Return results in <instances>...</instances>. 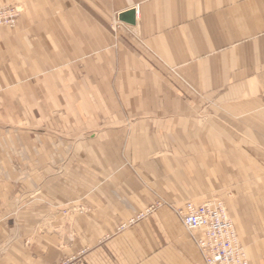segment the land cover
I'll return each mask as SVG.
<instances>
[{"label":"crops","instance_id":"0c3cea01","mask_svg":"<svg viewBox=\"0 0 264 264\" xmlns=\"http://www.w3.org/2000/svg\"><path fill=\"white\" fill-rule=\"evenodd\" d=\"M14 5L0 264H202L175 210L216 196L264 264V0H0Z\"/></svg>","mask_w":264,"mask_h":264},{"label":"built area","instance_id":"2783aa9c","mask_svg":"<svg viewBox=\"0 0 264 264\" xmlns=\"http://www.w3.org/2000/svg\"><path fill=\"white\" fill-rule=\"evenodd\" d=\"M0 22H14L13 12L7 9L1 11ZM204 205L198 206V209H193L191 205L190 209L187 207L186 212L180 214L183 222L186 221L191 229L205 230V236L200 235L197 239L204 264H246L242 260L243 256L239 257L237 254L235 230L231 220L225 215L222 204L216 202L214 206ZM205 210L210 214L208 217L204 215Z\"/></svg>","mask_w":264,"mask_h":264},{"label":"bare ground","instance_id":"6f19581e","mask_svg":"<svg viewBox=\"0 0 264 264\" xmlns=\"http://www.w3.org/2000/svg\"><path fill=\"white\" fill-rule=\"evenodd\" d=\"M4 9L11 10V11L13 12V15H14V22H12V23H3V22H0V25H7V26H10V27H14V26L17 24V19H18L19 15L21 14V9H20L19 7L11 6V7H8V8L0 9V12L3 11ZM216 202H217V203L220 202V203L222 204V206H223V208H224V211H225V215L228 217V219L231 220V222H232V224H233V227H234V230H235V234H236V242H237V249H238V253H237V254H238V256H239V257L243 256V257H242V260L246 261V264H251V261H250V258H249V256H248V253H247V251H246L244 245L242 244V242H241V240H240V238H239L238 230H237L236 224H235L234 221L231 219V217H230V215H229V213H228V211H227V208H226V206H225V204L223 203L222 200H219V199H211V200H208V201H205V202H202V203H196V202H194V201H189V202L185 203L184 205L179 206L178 208H176L175 212H176V214L180 217L182 223L184 224V226H185L189 231H198V232H199V235L195 238V240H196V244H197V246H198L197 239H198V237H200V235H201V236H205V230L202 229V228L191 229L190 227L187 226L188 224L186 223V221L183 222V220H182L180 214H181L182 212H186L187 207H189V209H190V208H191V205H192V208H193V209H198V206H202V205H204V204H205L204 206H214V203H216ZM206 203H207V204H206ZM142 215H143V214H142ZM142 215H141V216H142ZM204 215H205V217H208L210 214L205 210ZM134 220H135V219H131V221H134ZM198 248H199V246H198ZM199 250H200V248H199ZM200 252H201V250H200ZM201 255H202V252H201ZM202 257H203V255H202ZM238 259H239V258H238ZM72 264H75V263H72ZM80 264H81V263H80ZM202 264H204V258H203V263H202ZM235 264H241V263H240V262H236Z\"/></svg>","mask_w":264,"mask_h":264},{"label":"rangeland","instance_id":"374dc122","mask_svg":"<svg viewBox=\"0 0 264 264\" xmlns=\"http://www.w3.org/2000/svg\"><path fill=\"white\" fill-rule=\"evenodd\" d=\"M14 7H19L20 9H21V14H22V12H23V9L20 7V6H18V5H14ZM1 26V25H0ZM16 26V25H15ZM14 26V27H15ZM8 27H10V26H8ZM111 27H112V29L113 30H115V31H117L118 30V24L116 23H113V24H111ZM92 134H94V133H85V134H83V136L84 137H89V136H92ZM211 199H219V200H222L223 201V203L225 204V206H226V208H227V211H228V213H229V215H230V217H231V219L234 221V223L237 225V223L235 222V219H234V217L231 215V213L229 212V209H228V207H227V204H226V201L222 198V197H220V196H216V197H213V198H211ZM211 199H208V200H211ZM208 200H205V201H208ZM189 201H193V200H188V201H186L185 203H187V202H189ZM205 201H203V202H205ZM194 202H196V201H194ZM184 203V204H185ZM196 203H202V202H196ZM183 204V205H184ZM182 206V205H181ZM249 256V255H248ZM72 260H74V261H76L75 259H74V257L73 258H67L66 260H63V261H60L59 263H55V264H64V263H66V264H72L73 263V261ZM75 263V262H74ZM80 264V263H79ZM82 264V263H81Z\"/></svg>","mask_w":264,"mask_h":264},{"label":"water","instance_id":"95a60500","mask_svg":"<svg viewBox=\"0 0 264 264\" xmlns=\"http://www.w3.org/2000/svg\"><path fill=\"white\" fill-rule=\"evenodd\" d=\"M121 21L130 23V24H134L135 23V11L131 10V11H126L122 14H120L119 16Z\"/></svg>","mask_w":264,"mask_h":264}]
</instances>
